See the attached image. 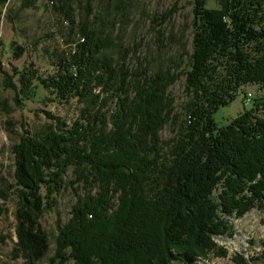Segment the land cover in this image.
Returning <instances> with one entry per match:
<instances>
[{
  "label": "trees",
  "instance_id": "1",
  "mask_svg": "<svg viewBox=\"0 0 264 264\" xmlns=\"http://www.w3.org/2000/svg\"><path fill=\"white\" fill-rule=\"evenodd\" d=\"M105 1L124 9L123 0H83L66 57L45 77L15 72L18 86H7L27 101L41 86L56 102L81 105L70 124L46 112L53 124L14 147V255L24 264H193L224 256L215 239L232 234L230 218L264 209V93L223 127L213 115L246 87L264 88V0H189L191 51L178 65L139 64L142 71L127 65L129 50L114 57L115 21L108 32L94 26V4ZM72 2L53 5L71 25ZM181 77L177 113L169 89ZM167 125L174 136L163 141ZM68 190L77 199L48 257L41 220Z\"/></svg>",
  "mask_w": 264,
  "mask_h": 264
},
{
  "label": "rangeland",
  "instance_id": "2",
  "mask_svg": "<svg viewBox=\"0 0 264 264\" xmlns=\"http://www.w3.org/2000/svg\"><path fill=\"white\" fill-rule=\"evenodd\" d=\"M27 2L29 0H7L4 6L0 5V264H24L21 258L14 255L17 243L15 145L26 133L38 136L53 124L45 117L46 112L70 124L81 108L75 99L67 103L56 102L50 92L44 91L41 86L32 101L16 96L7 87L11 83L18 86L15 72H26L31 68L37 71L38 76L45 77L51 73L54 70L52 64L73 49L64 44L66 41L75 42L78 24L84 18L83 0L72 2L73 25L66 20L64 10L53 8L54 4L59 6L57 0H35L31 5ZM106 5V1L101 5L94 4V16L98 20L94 26L108 32L109 23L115 21L114 33L118 40L116 48L111 51L117 58L120 48L129 50L126 63L131 70L139 71V64L152 70L169 62L178 65L191 51L193 16L189 0H123L124 9L119 11L108 9ZM164 13L171 14L159 25L158 17ZM158 33L162 35V42ZM17 48L24 50L23 55H15ZM184 80L181 77L169 89L175 98L177 113L184 99ZM263 93L264 88L246 87L244 93H239L229 106L220 108L213 115L217 127L227 125L241 112L249 110L251 100ZM17 97L24 106L15 102ZM115 103L116 99L110 103V110H114ZM173 136L170 125L161 132L163 141ZM79 194L82 195V192ZM76 199L71 190L61 193L55 208L46 212L41 220L50 240L48 257L53 254L59 229L70 219V210ZM230 223L232 234L215 239L225 255L211 254L209 259H197L193 264H238V257L243 258L244 264H264V209H252L239 219L230 218ZM41 264H48L47 259Z\"/></svg>",
  "mask_w": 264,
  "mask_h": 264
}]
</instances>
